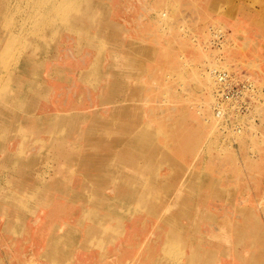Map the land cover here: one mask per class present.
Listing matches in <instances>:
<instances>
[{"label":"rangeland","instance_id":"obj_1","mask_svg":"<svg viewBox=\"0 0 264 264\" xmlns=\"http://www.w3.org/2000/svg\"><path fill=\"white\" fill-rule=\"evenodd\" d=\"M0 1V264H264V0Z\"/></svg>","mask_w":264,"mask_h":264},{"label":"built area","instance_id":"obj_2","mask_svg":"<svg viewBox=\"0 0 264 264\" xmlns=\"http://www.w3.org/2000/svg\"><path fill=\"white\" fill-rule=\"evenodd\" d=\"M213 75L215 90L212 92L211 106L212 117L216 122H224L225 119H234L235 116L246 114L249 111L250 99L255 93L251 79L243 74H233L221 69L215 70ZM228 127L220 125L219 129L223 132ZM229 129L233 133L240 131L239 125L235 122L231 123Z\"/></svg>","mask_w":264,"mask_h":264},{"label":"bare ground","instance_id":"obj_3","mask_svg":"<svg viewBox=\"0 0 264 264\" xmlns=\"http://www.w3.org/2000/svg\"><path fill=\"white\" fill-rule=\"evenodd\" d=\"M7 1H8V0H7ZM9 1H11V0H9ZM0 2L2 3V1H0ZM42 2H43V1H42ZM83 2H85V1H83ZM89 3H90V2H89ZM120 3H121V2H120ZM123 3H124V2H123ZM10 4H11V3H10ZM20 4H21V3H20ZM45 4H46V3H45ZM45 4H44V5H45ZM58 4H59V3H57L56 5H58ZM85 4H87V3H85ZM3 5H5V4H3ZM33 5H34V4H33ZM64 5H65V4H64ZM66 5H67V4H66ZM68 5H69V4H68ZM72 5H73V4H72ZM82 5H84V4H82ZM92 5H93V4H92ZM6 6H7V5H6ZM60 6H61V5H60ZM60 6H58V7H60ZM88 6H89V5H88ZM118 6H119V4H118ZM3 7H5V6H3ZM85 7H86V6H85ZM41 8H42V6H41ZM56 8H57V6H56ZM61 8H64V7L61 6ZM67 8H68V7H67ZM79 8H80V7H79ZM89 8H90V7H89ZM89 8H88V9H89ZM91 8H92V6H91ZM97 8H98V7H97ZM119 8H121V6H119ZM49 9H50V8H49ZM81 9H83V8H81ZM84 9H85V8H84ZM94 9H95V8H94ZM107 9H108V8H107ZM2 10H3V9H2ZM2 10H0V12H2ZM35 10H36V9H35ZM35 10H34V14L37 15V17H38V15L40 14V12H39L40 10H39V11H35ZM37 10H38V9H37ZM54 10H55V9H54ZM62 10H64V9H62ZM65 10H66V9H65ZM65 10H64V11H65ZM91 10H92V9H91ZM3 11H4V10H3ZM57 11H58V10H56V13H57ZM80 11H81V10H80ZM47 12H48V11H47ZM54 13H55V11H54ZM56 13H55L54 15H57ZM68 13H69V12H68ZM68 13H67V14H68ZM91 13L93 14V11H91ZM96 13H97V12H96ZM104 13H105V11H104ZM41 14H42V13H41ZM70 14H71V16H72L73 13H70ZM97 14H98V13H97ZM23 15H24V14H23ZM105 15H107V14H105ZM108 15H109V13H108ZM32 16H33V15H32ZM42 16H43V15H42ZM42 16H41V17H42ZM60 16H61V14H60ZM62 16H63V15H62ZM62 16H61V17H62ZM65 16H66V17H69V16H67V15H65ZM71 16H70V17H71ZM73 16H74V15H73ZM86 16H87V15H86ZM37 17L34 16V18H37ZM43 17H44V16H43ZM46 17H47V16H45V18H46ZM50 17H51V16H50ZM50 17H49V18H50ZM57 17H58V16H57ZM61 17H60V18H61ZM93 17H94V16H93ZM103 17H104V16H103ZM107 17H108V16H107ZM52 18H53V17H52ZM52 18H51V19H52ZM58 18H59V17H58ZM58 18H57V20H58ZM71 18H72V17H71ZM73 18H74V17H73ZM42 19H43V18H42ZM95 19H96V18H95ZM97 19H98V18H97ZM104 19H105V18H104ZM104 19H103V20H104ZM30 20H31V19H30ZM37 20H38V19H37ZM44 20H45V19H44ZM44 20H41V22L44 21ZM53 20H56V19L54 18ZM65 20H66V19H65ZM67 20H68V18H67ZM21 21H22V20H21ZM32 21H33V20H32ZM45 21H46V20H45ZM71 21H72V20H71ZM104 21H105V20H104ZM138 21H139V20H138ZM33 22H35V21H33ZM54 22H55V21H53V23H54ZM57 22H58V21H57ZM37 23H38V22H37ZM37 23H35V24L37 25ZM47 23H48V22H47ZM49 23H50V21H49ZM65 23H66V22H65ZM70 23H73V22H70ZM41 24H42V23H41ZM54 24H55V23H54ZM59 24H60V23L58 22V25H59ZM63 24H64V23H63ZM63 24H62V25H63ZM73 24H74V23H73ZM75 24H76V23H75ZM39 25H40V24H39ZM39 25H38V26H39ZM58 25H57V26H58ZM62 25H61V26H62ZM77 25H78V24H77ZM77 25H76V26H77ZM98 25H99V24H98ZM44 26H45V25H44ZM50 26L53 28V26H55V25H51V23H50ZM63 26H64V25H63ZM66 26H67V25H66ZM40 27H41V26H40ZM42 27H43V26H42ZM46 27H47V26H46ZM46 27H45V28H46ZM51 27L49 28L50 31H52ZM59 27H60V26H59ZM59 27H58V28H59ZM64 27H65V26H64ZM64 27H63V28H64ZM38 28H39V27H38ZM55 28H56V27H55ZM58 28H57V29H58ZM63 28L61 27L62 30H65V28H64V29H63ZM67 28H69V27H67ZM83 28H84V27H83ZM46 29H48V28H46ZM46 29L43 30V31H44L43 34H45ZM72 29H73L72 27L69 28V30H72ZM135 29H136V28H135ZM53 30H54V29H53ZM59 30H60V29H59ZM59 30H58V31H59ZM62 30H61V31H62ZM85 30H87V29H85ZM38 31H39V30H38ZM38 31H37V32H38ZM48 31H49V30H48ZM75 31H76V30H75ZM37 32H36V34H38ZM70 32H71V31H70ZM86 32H87V31H86ZM103 32H104V31H103ZM72 33H74V32L72 31ZM77 33H78V31H77ZM43 34H42V35H43ZM47 34H49V32H48ZM9 35H11V34H9ZM85 35H86V34H85ZM94 35H96V34L94 33ZM12 36H13V35H12ZM14 36H15V35H14ZM43 36H44V35H43ZM46 36H47V35H46ZM52 36H53V35H52ZM52 36H51V37H52ZM18 37H19V36H18ZM21 37H23V36H21ZM49 37H50V36H49ZM91 37H92V36H91ZM94 37H95V36H94ZM97 37H98V36H97ZM39 38H40V37H39ZM45 38H46V37H45ZM53 38H54V37H53ZM9 39H10V38H9ZM13 39H14V38H13ZM50 39H51V38H50ZM99 39H100V38H99ZM107 39H108V38H107ZM3 40H4V39H3ZM27 40H28V39H27ZM47 40H49V39H47ZM91 40H92V39H91ZM36 41H40V40H36ZM23 42H24V41H23ZM28 42H29V40H28ZM86 42H87V41H86ZM88 42H89V41H88ZM90 42H91V41H90ZM94 42H95V41H94ZM102 42H103V41H102ZM8 43H9V42H8ZM26 43H27V42H26ZM38 43H39V42H38ZM40 43H41V41H40ZM40 43H39V44H40ZM95 43H96V42H95ZM17 44H18V43H17ZM29 44H30V43H29ZM88 44H89V43H88ZM4 45H5V44H4ZM13 45H14V44H13ZM15 45H16V44H15ZM15 45H14V46H15ZM43 45H44V43H42V46H43ZM79 45H80V44H79ZM90 45H91V44H89L88 46H90ZM97 45H98V44H97ZM166 45H167V44H165V46H166ZM6 46H7V45H5L4 48H5ZM9 46H10V45H9ZM9 46H8V47H9ZM17 46H18V45H17ZM26 46H27V44H26ZM62 46H63V45H62ZM91 46H92V45H91ZM91 46H90V47H91ZM95 46H96V45H95ZM95 46H94V43H93V48H94ZM12 47H13V46H12ZM27 47H28V46H27ZM99 47H100V46H99ZM104 47H105V46H104ZM104 47H103V48H104ZM4 48H3V49H4ZM14 48H15V47H14ZM14 48H13V49H14ZM97 48H98V47H97ZM167 48H168V46H167ZM95 49H96V48H95ZM4 50H5V49H4ZM99 50H100V49H99ZM6 51H7V50H6ZM6 51H5L4 53H6ZM67 51H68V50H67ZM32 52H33V51H32ZM113 52H114V51H113ZM9 53H10V52H9ZM11 53H12V52H11ZM13 53H14V52H13ZM26 53H27V52H26ZM36 53H38V51H37ZM36 53H35V54H36ZM162 54H163V53H162ZM1 55H2V53H1ZM3 55H5V54H3ZM14 55H15V54H14ZM32 55H33V54H32ZM158 55H160V52H159ZM11 56H13V55H10L9 58H10ZM125 56H126V55H125ZM160 56H161V55H160ZM127 57H128V56H127ZM155 57H156V56H155ZM5 58H6V57H5ZM37 58H38V57H37ZM162 58H163V57H162ZM167 58H168V57H167ZM10 59H11V58H10ZM10 59H9V61H5L4 59H2V60H4V61L6 62L5 64H8V65H9L8 62H10ZM17 59H18V58H17ZM97 59H98V58H97ZM112 59H113V58H112ZM156 59H157V58H156ZM158 59H159V58H158ZM95 60H96V59H95ZM159 60H160V59H159ZM11 61H12V60H11ZM35 61H36V60H35ZM35 61H34V62H35ZM127 61H128V60H127ZM133 61H134V60H133ZM154 61H155V60H154ZM166 61H167V60H166ZM24 62H25V61H24ZM24 62H23V63H24ZM159 62H160V61H159ZM10 63H11V62H10ZM95 63H96V61H95ZM103 63H104V62H103ZM117 63H118V62H117ZM132 63H133V62H132ZM27 64H28V62H27ZM114 64H115V63H114ZM147 64H148V63H147ZM16 65H17V63H16ZM20 65H21V64H20ZM150 65H151V64H150ZM150 65H149V66H150ZM122 66H123V65H122ZM126 66H127V64H126ZM130 66H131V65H130ZM152 66H153V65H152ZM167 66H168V65H167ZM18 68H20V66H19ZM21 68H22V67H21ZM23 68H24V65H23ZM94 68H95V67H94ZM94 68H93V69H94ZM113 69H114V67H113ZM147 69H148V68H147ZM159 69H160V66H159ZM159 69H158V70H159ZM15 70H16V69H15ZM19 70H20V69H19ZM155 70H156V69H155ZM155 70H154V71H155ZM171 70H172V69H171ZM11 71H13V70H11ZM23 71H24V70H23ZM35 71H36V70H35ZM37 71H38V68H37ZM41 71H42V70L39 69V72H41ZM15 72H16V71H15ZM19 72H20V71H19ZM21 72H22V69H21ZM167 72H168V70H167ZM92 73H93V72H92ZM92 73H91V74H92ZM145 73H146V72H145ZM150 73H151V71H150ZM154 73H155V72H154ZM24 74H25V71H24ZM86 74H87V73H86ZM94 74H95V73H94ZM133 74H134V73H133ZM161 74H162V73H161ZM34 75H35V74H34ZM34 75H33V76H34ZM145 75H146V74H145ZM149 75H150V74H149ZM151 75H152V74H151ZM168 75H169V74H168ZM35 76L37 77V75H35ZM132 76H133V75H132ZM162 76H163V75H162ZM85 77H86V75H85ZM115 77H116V76H115ZM130 77H131V76H130ZM168 77H169V76H168ZM89 78H91V77H89ZM126 78H129V77H126ZM151 78H152V77H151ZM158 78H159V77H158ZM163 78H164V76H163ZM166 78H167V77H166ZM166 78H165V79H166ZM83 79H84V77H83ZM91 79H92V78H91ZM94 79H95V78H94ZM118 79H120V78H118ZM148 79H150L149 76H148ZM165 79H164L163 82H165ZM168 79H169V78H168ZM128 80H129V79H128ZM156 80H157V79H156ZM94 81H95V80H94ZM94 81H92V84L95 83ZM148 81H149V80H148ZM126 82H127V81H126ZM146 83H147V82H146ZM150 83H151V82H150ZM150 83H149V84H150ZM125 85H126V84H125ZM25 86H26V85H25ZM40 86H41V85H40ZM150 86H151V85H150ZM165 86H166V85H165ZM168 86H169V85H168ZM168 86H167V87H168ZM92 88H94V87H92ZM119 88H120V86H119ZM127 88H128V87H127ZM39 89H40V88H39ZM152 89H153V88H152ZM163 89H164V88H163ZM169 89H170V88H169ZM125 90H126V89H125ZM148 90H149V89H148ZM165 90H166V89H165ZM162 91H163V90H162ZM118 92H119V91H118ZM118 92H117V94H118ZM158 92H159V91H158ZM158 92H157V93H158ZM167 92H168V91H167ZM3 93H4V92H3ZM28 93H29V92H28ZM124 93H125V92H124ZM174 93H175V92H174ZM174 93H172V94L174 95ZM125 94H126V93H125ZM147 94H148V93H147ZM158 94H159V93H158ZM29 96L31 97V95H29ZM122 96H123V95H122ZM170 96H171V95H170ZM0 97H1V96H0ZM32 97H33V96H32ZM115 97H116V96H115ZM175 97H176V96H175ZM28 98H29V97H28ZM86 98H87V97H86ZM34 99H35V98H34ZM113 99H114V98H113ZM121 99H122V98H121ZM175 99H176V98H175ZM77 100H78V99H77ZM166 100H167V99H166ZM173 100H174V99H173ZM176 100H177V99H176ZM28 101H29V100H28ZM112 101H113V100H112ZM114 101H115V100H114ZM121 101H122V100H121ZM124 101H125V100H124ZM145 101H146V100H145ZM165 102H166V101H165ZM176 102H177V101H176ZM173 103H175V102H173ZM175 104H176V103H175ZM2 105H3V104H2ZM4 106H5V105H4ZM25 107H26V106H25ZM154 107H155V106H154ZM157 107H158V106H157ZM172 107H173V106H172ZM3 108H4V107H3ZM6 109H7V108H6ZM4 110H5V109H4ZM57 110H58V109H57ZM171 110H172V108H171ZM176 110H177V109H176ZM11 111H12V110H11ZM9 112H10V110H9ZM149 112H150V111H149ZM154 112H155V111H154ZM163 112H165V111H163ZM159 113H162V111L160 112V110H159ZM159 113H158V114H159ZM169 113H170V112H169ZM175 114H176V113H175ZM187 114H188V112H187ZM156 115H157V114H156ZM160 115H161V114H160ZM172 115H173V114H172ZM154 116H155V115H154ZM162 116H163L162 118H165V119H166V117H165L166 114H165V115H162ZM186 116H187V115H186ZM158 118H159V117H158ZM185 118H186V117H185ZM1 119H2V118H1ZM3 119H4V118H3ZM15 119H16V118H15ZM162 120H163V119H162ZM168 120H169V119H168ZM5 121H6V120H5ZM7 121H8V120H7ZM16 121H17V120H16ZM188 121H189V120H188ZM188 121H187V122H188ZM3 122H4V121H3ZM151 122H152V121H151ZM177 122H178V121H177ZM184 122H186V120H185ZM153 123H154V122H153ZM164 123H165V122H163V124H164ZM1 124H2V123H1ZM179 124H180V123H179ZM183 125H184V124H183ZM193 125H195V124H193ZM201 125H202V124H201ZM11 126H12V125H11ZM203 126H204V125H203ZM156 127H157V126H156ZM195 127H197V126L195 125ZM201 128H202V127H201ZM203 128H204V127H203ZM4 129H6V128L4 127ZM14 129H15V128H14ZM157 129H158V128H157ZM174 129H175V128H174ZM12 130H13V129H12ZM58 130H59V129H58ZM197 130H198V129H197ZM197 130H196V131H197ZM203 130H204V129H203ZM13 131H14V130H13ZM59 131H60V130H59ZM105 131H107V130H105ZM200 131H201V130H200ZM200 131H199V132H200ZM107 132H108V131H107ZM158 132H159V131H158ZM165 132H166V131H165ZM170 132H171V131H170ZM4 133H5V132H4ZM8 133H9V132H8ZM183 133H184V132H183ZM191 133H193V132H191ZM194 133H195V132H194ZM6 134H7V133H6ZM6 134H5V135H6ZM58 134H59V133H58ZM143 134L146 135V133H143ZM104 135H105V134H104ZM191 135H192V134H191ZM196 135H198V133H197ZM199 135H201V134H199ZM174 136H175V135H174ZM189 136H190V135H189ZM192 136L194 137V135H192ZM192 136H191V137H192ZM104 137H105V136H104ZM113 137H114V136H113ZM156 137H157V136H156ZM195 137H196V136H195ZM199 137H200V136H199ZM111 138H112V137H111ZM133 138H134V137H133ZM144 138H145V137H144ZM189 138H190V137H189ZM189 138H188V139H189ZM102 139H103V138H102ZM175 139H176V138H175ZM185 139H186V138H185ZM197 139H198V138H197ZM22 140H23V139H22ZM46 140H47V138H46ZM193 140H194V139H193ZM198 140H199V139H198ZM86 141H87V140H86ZM89 141H90V140H89ZM112 141H113V140H112ZM115 141H116V140H115ZM179 141H180V140H179ZM186 141H187V140H186ZM188 141H189V143H190L192 140H191V141L188 140ZM132 142H133V141H132ZM134 142H135V140H134ZM138 142H139V140H138ZM138 142H137V143H138ZM195 142H196V138H195ZM114 143H115V142H114ZM120 143H122V142H120ZM167 143H168V142H167ZM184 143H186V142L184 141ZM103 144H104V143H103ZM53 145H54V144H53ZM114 145H115V144H114ZM178 145H179V144H178ZM121 146H122V145H121ZM179 146H180V145H179ZM104 147H105V146H104ZM182 147H183V146H182ZM182 147H181V148H182ZM190 147H191V146H190ZM57 148H58V147H57ZM117 148H118V147H117ZM162 148H163V147H162ZM58 149H59V148H58ZM90 149H91V148H90ZM107 149H108V148H107ZM132 149H133V148H132ZM135 149H136V148H135ZM175 149H176V148H175ZM182 149H183V148H182ZM31 150H32V149H31ZM85 150H87V149H85ZM115 151H116V150H115ZM120 151H121V150H120ZM170 151H171V150H170ZM179 151H180V150H179ZM185 151H186V150H185ZM40 152H41V151H40ZM186 152H187V151H186ZM94 153H95V152H94ZM119 153H120V152H119ZM169 154H170V153H169ZM171 154H172V153H171ZM181 154H182V153H181ZM189 154H190V153H189ZM214 154H215V153H214ZM25 155H26V154H25ZM94 155H96V154H94ZM127 155H128V154H127ZM130 155H132V154H130ZM130 155H128V157H129ZM186 155H188V154H186ZM12 156H13V155H12ZM50 156H51V154H50ZM211 156H212V155H211ZM213 156H214V155H213ZM216 156H217V155H216ZM14 157H15V155H14ZM33 157H34V156H33ZM33 157H32V158H33ZM36 157H38V156H36ZM40 157H42V156H40ZM91 157H92V156H91ZM117 157H118V156H117ZM130 157H131V156H130ZM209 157H210V156H209ZM95 158H96V157H95ZM114 158H115V157H114ZM156 158H157V157H156ZM178 158H180V156H179ZM36 159H37V158H36ZM55 159H56V158H55ZM91 159H92V158H91ZM17 160H18V158H17ZM29 160H30V159H29ZM32 160H33V159H32ZM47 160H48V159H47ZM50 160H51V159H50ZM23 161H24V160H23ZM45 161H46V160H45ZM45 161H44V162H45ZM64 161H65V160H64ZM114 161H115V160H114ZM133 161H134V160H133ZM136 161H137V160H136ZM178 161H179V159H178ZM207 161H209V160H207ZM207 161H206V162H207ZM18 162H19V161H18ZM18 162H17V163H18ZM42 162H43V161H42ZM211 162H212V161H211ZM21 163H22V162H21ZM25 163H27V162H25ZM25 163H24V164H25ZM111 163H112V162H111ZM134 163H135V162H134ZM147 163H148V162H147ZM203 163H205V162H203ZM10 164H11V163H10ZM10 164H9V165H10ZM24 164H23V165H24ZM118 164H119V163H118ZM129 164H130V163H129ZM135 164H136V163H135ZM207 164H209V163H207ZM29 165H30V164H29ZM33 165H34V164H33ZM33 165H31V166H33ZM202 165H203V164H202ZM212 165H213V164H212ZM7 166H8V165H7ZM25 166H27V165H25ZM25 166H23V167H25ZM36 166H37V165H36ZM115 166H116V165H115ZM129 166H130V165H129ZM138 166H140V165H138ZM108 167H110V166H108ZM140 167H141V166H140ZM151 167H152V166H151ZM207 167H208V166H207ZM209 167H210V166H209ZM0 168H1V167H0ZM106 168H107V166H106ZM135 168H136V167H135ZM148 168H150V166H149ZM148 168H147V169H148ZM150 170H151V169H150ZM141 171H142V170H141ZM146 171H147V170H146ZM2 172H3V171H2ZM20 172H21V171H20ZM207 172H208V171H207ZM29 173H30V172H29ZM32 173H33V172H32ZM43 173H44V172H43ZM147 173H148V172H147ZM0 174H1V173H0ZM8 174H9V173H8ZM32 175H33V174H32ZM23 176H24V175H23ZM23 176H22V178H23ZM149 176H150V175H149ZM151 176H152V175H151ZM13 177H14V176H13ZM33 177H34V176H33ZM153 178H154V176H153ZM27 179H28V178H27ZM140 179H141V178H140ZM182 179H183V178H182ZM142 180H143V179H142ZM34 181H35V180H34ZM143 181H144V180H143ZM146 181H147V180H146ZM156 181H157V180H156ZM35 182H36V181H35ZM33 183H34V182H33ZM149 183H150V182H149ZM43 184H45V183L43 182ZM37 185H38V184H37ZM181 185H182V184H181ZM39 186H40V185H39ZM44 186H45V185H44ZM184 186H185V185H184ZM0 187H1V186H0ZM13 187H14V186H13ZM19 187H20V186H19ZM40 187H41V186H40ZM161 187H162V186H161ZM43 188H45V187H43ZM36 189H37V188H36ZM115 189H116V191H115L116 193H115V194H119V192H120V193H123L124 187H123L122 184H119L118 186L116 185ZM182 189H183V188H182ZM37 190H38V189H37ZM145 190H146V189H145ZM9 191H10V190H9ZM18 191H19V190H18ZM20 191H21V190H20ZM34 191H35V190H34ZM2 192H3V191H2ZM27 192H28V191H27ZM110 192H111V191H110ZM110 192H109V193H110ZM4 193H5V192H4ZM6 193H7V192H6ZM9 193H10V192H9ZM179 193H180V192H179ZM7 194H8V193H7ZM13 194H14V193H13ZM76 194H77V193H76ZM15 195H16V194H15ZM17 196H18V195H17ZM25 196H26V195H25ZM142 196H143V195H142ZM160 196H161V194H160ZM0 197H1V196H0ZM9 197H10V196H9ZM20 197H21V196H20ZM87 197H88V196H87ZM108 197H109L108 195H106V194L103 195V194H102V197H101V199H100L99 202H102L104 205L107 206V204L110 203V200H109ZM161 197H162V196H161ZM36 198H38V197H36ZM39 198H40V197H39ZM3 199H4V198H3ZM3 199H2V200H3ZM10 199H11V198H10ZM31 199H32V198H31ZM22 200H23V199H22ZM36 200H37V199H36ZM64 200H65V199H64ZM146 200H147V199H146ZM165 200H166V199H165ZM113 201H114V200H113ZM0 202H1V201H0ZM2 202H4V201H2ZM11 202H12V201H11ZM24 202H25V201H24ZM65 202H66V201H65ZM165 202H166V201H165ZM19 203H20V202H19ZM25 203H26V202H25ZM14 204H15V203H14ZM26 204H27V203H26ZM99 204H100V203H99ZM154 204H155V203H154ZM16 205H17V203H16ZM97 205H98V204H97ZM158 205H159V204H157V206H158ZM175 205H176V204H175ZM18 206H19V205H18ZM26 206H27V205H26ZM29 206H30V205H29ZM32 207H33V206H32ZM129 207H130V206H129ZM129 207H128V208H129ZM18 208H19V207H18ZM104 208H105V206H104ZM29 209H30V208H29ZM36 209H37V208H36ZM19 210H20V208H19ZM173 211H174V210H173ZM21 212H22V210H21ZM23 212H24V211H23ZM126 214H127V213H126ZM135 214H136V213H135ZM154 214H155V213H154ZM33 215H34V213H33ZM160 215H161V214H160ZM22 216H23V214H22ZM140 216H141V215H140ZM33 217H34V216H33ZM84 217H85V216H84ZM159 217H160V216H159ZM143 218H144V217H143ZM166 218H167V217H166ZM88 219H89V220H94L93 222H97V221H99V219H101V216H92V217H89ZM163 219H164V218H163ZM168 219H169V217H168ZM5 221H6V220H5ZM20 221H21V220H20ZM22 221H23V220H22ZM3 223H4V222H3ZM15 223H17V222H15ZM140 223H141V222H140ZM165 223H166V222H165ZM171 223H172V222H171ZM18 224H19V223H18ZM34 224H36V223H34ZM139 225H140V224H139ZM174 226H175V225H174ZM21 227H22V226H21ZM140 227H142V226H140ZM150 227H151V226H150ZM169 227H170V226H169ZM209 227H210V226H209ZM157 228H158V227H157ZM170 228H171V227H170ZM181 228H182V227H181ZM10 229H11V228H10ZM160 229H161V228H160ZM214 231H215V230H214ZM18 232H19V231H18ZM18 232H17V233H18ZM25 233H26V232H25ZM175 233H176V232H175ZM177 233H178V232H177ZM188 233H189V232H188ZM190 233H192V232H190ZM12 234H13V233H12ZM157 238H158V237H157ZM205 238H206V237H205ZM92 240H93V239H92ZM207 240H208V239H207ZM90 241H91V240H90ZM170 241H171V240H170ZM211 241H212V240H211ZM144 242H145V241H144ZM155 242H156V241H155ZM25 243H26V242H25ZM99 243H100V242H99ZM148 243H149V242H148ZM146 245H147V244H146ZM9 246H10V245H9ZM8 248H9V247H8ZM22 248H23V247H22ZM22 248H21V249H22ZM141 248H142V246H141ZM170 248H171V247H170ZM3 249H4V248H3ZM167 249H168V248H167ZM7 250H8V249H7ZM99 250H100V249H99ZM201 250H202V253H203V254H204V253H208V254H209V249H208V248H202ZM0 251H1V250H0ZM148 251H150V250H148ZM168 251H169V250H168ZM202 253H201V254H202ZM8 254H10V253H8ZM165 254H166V253H165ZM199 254H200V252H199ZM151 255H152V254H151ZM167 255H168V254H167ZM170 255H171V254H170ZM174 255H175V254H174ZM97 256H98V255H97ZM116 256H117V255H116ZM21 257H22V256H21ZM105 257H106V256H105ZM105 257H104V258H105ZM134 258H135V257H134ZM150 258H151V257H150ZM159 258H160V257H159ZM3 259H4V258H3ZM143 259H144V258H143ZM145 260H146V259H145ZM148 260H149V259H148ZM5 261H6V260H5ZM7 261H8V260H7ZM10 261H12V259H11ZM156 261H157V260H156ZM173 261H174V260H173ZM175 261H177V260H175ZM180 261H181V260H180ZM149 262H150V261H149ZM151 262H152V261H151ZM131 263H132V262H131ZM177 263H178V261H177ZM124 264H125V263H124ZM136 264H137V263H136Z\"/></svg>","mask_w":264,"mask_h":264}]
</instances>
